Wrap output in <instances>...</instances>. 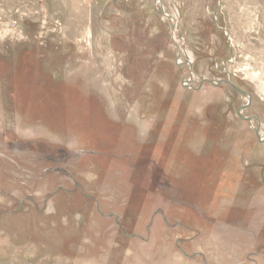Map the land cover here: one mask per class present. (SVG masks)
I'll use <instances>...</instances> for the list:
<instances>
[{"label":"rangeland","instance_id":"374dc122","mask_svg":"<svg viewBox=\"0 0 264 264\" xmlns=\"http://www.w3.org/2000/svg\"><path fill=\"white\" fill-rule=\"evenodd\" d=\"M230 1L246 30L227 0H0V264H264V0Z\"/></svg>","mask_w":264,"mask_h":264},{"label":"crops","instance_id":"0c3cea01","mask_svg":"<svg viewBox=\"0 0 264 264\" xmlns=\"http://www.w3.org/2000/svg\"><path fill=\"white\" fill-rule=\"evenodd\" d=\"M227 2H228L227 8L229 12L228 14L233 15L231 17V20L229 19L231 22H233L231 23L233 29L235 30L236 27L241 28L243 30H246L247 28H249L248 26L252 23L251 21H249L251 18L248 16V11L245 9V6H244L245 4L239 1L234 6L233 4H231L230 0H227Z\"/></svg>","mask_w":264,"mask_h":264},{"label":"water","instance_id":"95a60500","mask_svg":"<svg viewBox=\"0 0 264 264\" xmlns=\"http://www.w3.org/2000/svg\"><path fill=\"white\" fill-rule=\"evenodd\" d=\"M228 84H230L233 89H235L236 91H238L241 95L247 97L249 99V94H247L246 92L242 91L240 88H238L237 86H235L232 82H230L229 80L227 81ZM243 118V117H242ZM247 119H250L249 117ZM181 250V249H180ZM182 251V250H181ZM183 252V251H182Z\"/></svg>","mask_w":264,"mask_h":264},{"label":"flooded vegetation","instance_id":"af4514ba","mask_svg":"<svg viewBox=\"0 0 264 264\" xmlns=\"http://www.w3.org/2000/svg\"><path fill=\"white\" fill-rule=\"evenodd\" d=\"M247 118H248V117H246L245 119H246V120H249V119H247ZM242 119H244V118H242Z\"/></svg>","mask_w":264,"mask_h":264},{"label":"bare ground","instance_id":"6f19581e","mask_svg":"<svg viewBox=\"0 0 264 264\" xmlns=\"http://www.w3.org/2000/svg\"><path fill=\"white\" fill-rule=\"evenodd\" d=\"M53 201V200H52ZM52 203V202H51Z\"/></svg>","mask_w":264,"mask_h":264}]
</instances>
